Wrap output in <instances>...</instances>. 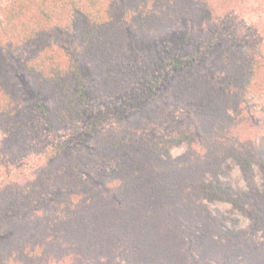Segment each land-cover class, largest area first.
Masks as SVG:
<instances>
[{
	"label": "trees",
	"instance_id": "trees-1",
	"mask_svg": "<svg viewBox=\"0 0 264 264\" xmlns=\"http://www.w3.org/2000/svg\"><path fill=\"white\" fill-rule=\"evenodd\" d=\"M232 2L0 0V44L9 48L14 43L11 37H16L20 43L31 45L52 35L51 27L37 29L34 26L33 21L38 22L35 12L49 20L48 8L54 11L68 7L77 15L78 21L83 24L86 20L90 24L88 32L97 31L98 37L105 40V51L99 50L95 55V65L102 69L108 58L119 50L124 20L132 25L138 18L142 24L171 27L176 20L187 16L194 3L203 4L201 13L207 14L215 7L228 10L227 6H232ZM259 9L250 21L256 28L252 29L254 34L264 32V5ZM228 18L221 20L218 17L215 29L193 53L168 55L163 60L168 77L174 72L181 74L188 66L195 70L203 59L214 60L211 64L216 71L212 70L209 77L192 73L189 78H180L173 87L182 94L195 92L201 97L197 103V100L188 103L196 104V110H200L202 131L199 139L191 129L172 121L160 105L152 104V100L160 101V93L155 89L164 76L163 68L149 70L137 59V69L128 73L133 62L128 59L124 64L129 77L125 90L129 96L137 93L140 104L151 103V110H155L151 115H162L171 124L162 139L146 136L143 140L158 126L155 121L142 126L139 121L136 125L120 122L113 127L114 138L106 144L109 149L100 148L94 158L83 163L93 164V169L85 170L69 149L71 141L58 137L50 148L24 152V159L34 157L36 160H32L30 168H15L10 181L3 178L9 176V166L0 144V175L3 174L0 192L9 184L16 188L10 202L17 215L30 221L42 208L35 202L56 195L58 205L52 216L62 227H59L58 239L53 236L50 239L58 240L56 250H51L53 243L50 242L45 250L31 249L23 260L13 264H194L189 259L190 254L197 264H264V239L253 240L261 228L264 230V53L251 51L255 43L258 45L264 40V35L255 38L254 42L246 41L248 47L231 40L216 49L229 32L225 28ZM230 34L238 39L234 31ZM51 53V44L43 43L32 55L20 61L23 71L37 72L38 80H34V84L47 85L56 77L52 69L65 70L63 65L52 66ZM72 66L80 82L77 84L79 92H83L87 87L86 78L77 64L72 63ZM213 78L220 80L219 85L212 84ZM52 83V90L58 93V107L47 109L37 91L32 89L29 93L32 105L44 120L43 129L47 130L52 129V118L56 115L64 122L76 118L84 110L71 96H63L67 88L65 82L56 79ZM15 91L11 75L0 59L1 120L8 117L20 121L23 116ZM128 95L125 97L127 105ZM94 122V126H98ZM254 136L257 140H253ZM184 143L185 152L172 156L171 150ZM77 145L75 143L74 147ZM61 155L72 157L61 161L58 159ZM228 161L239 167L245 189L233 188L222 180ZM254 165L261 167L263 190L254 181ZM109 189L113 190L114 196L105 197ZM215 201L229 202L240 209L249 217V227L245 230L233 228L231 224L236 222L235 219L210 210L208 203ZM15 218L21 220L20 216Z\"/></svg>",
	"mask_w": 264,
	"mask_h": 264
},
{
	"label": "rangeland",
	"instance_id": "rangeland-1",
	"mask_svg": "<svg viewBox=\"0 0 264 264\" xmlns=\"http://www.w3.org/2000/svg\"><path fill=\"white\" fill-rule=\"evenodd\" d=\"M243 1L233 0L232 6H227L228 10L226 7L217 8L213 6L215 8L212 12H207V14L201 13L203 4L197 5L198 3H194L195 5L187 16L176 20L171 27L142 24V21L140 22L138 18L133 20L136 23L132 25L124 20L120 29L123 38L118 41L119 50H116L111 55L113 57L108 58L102 69L95 65V55L99 53V50L100 52L102 49L105 51V46L107 45L103 38L98 37L97 31L88 32L87 29H89L90 24L86 23V20L82 24L76 19L77 15H74L68 7L54 11L48 8L47 13L49 11L51 13L49 20L46 19V16L44 17L43 15L42 17L36 11L35 18L38 22L33 21L34 26L37 29L40 27H51L52 35L35 41L31 45L20 43L19 40H15L16 37H11L14 43L9 48H3L4 44H0L1 64L3 63L8 75H11L16 89L15 94L19 95V109L23 113L20 121L12 120L8 117L4 120L0 119V144L5 152L4 157H6V162L9 166V176L3 177L5 181H10L15 168L19 166H21V169L30 168L32 160H36L34 157L24 159L22 157L24 152L30 149L43 151L50 148L59 140L58 137L71 141L69 149L78 157L76 159L80 160L81 169L85 170L93 169V164H83L84 162L92 159V157L94 158V154L100 148H105L106 151L109 149L106 144L114 138L115 130L113 127L120 122L124 125H136L139 121L141 122L140 126H142L155 121L158 126L154 130L149 131L143 137V140L145 141L146 136L148 138L162 139V136L168 133V129L171 127L169 125L171 124L166 122L162 115L157 117L151 115L155 111L151 110L153 103L164 108L166 114H170L169 118L176 124L191 129L196 138L199 139L202 131V121L198 116V111L200 110L198 108L196 110V104L188 103L191 100H197V103L201 100V97L195 92L182 94L180 91L178 92V88L174 89L173 87L180 78L185 76L189 78L192 73H195V75L201 73L209 77L212 74V70L216 71L211 64V61L214 60L211 58L210 62H208L203 59L201 64L195 67V70L194 67L188 66L181 71V74L174 72L170 73L169 77L167 76L168 73H165L167 72V66H163L166 63L163 60L168 55L181 54L186 56L193 53L195 49L197 50L201 41L207 38L211 30L217 26L218 17L221 20L229 17L228 24L227 26L225 25L229 32L217 44L216 49H219L222 45L229 44L231 40L234 43L237 41L239 44L248 47L246 41L252 40L254 42L258 36L261 38L264 32L261 31L259 34H256V32L255 34L252 33L256 28L250 21L252 15L257 14L260 10L259 7L264 5V0ZM231 31L237 34L238 39H236L237 37L233 38V35L230 34ZM249 33H251V36ZM244 37L248 40L244 39ZM43 43L51 44L52 53L50 59L52 66H65V70H51L53 76H56L52 81L59 79L65 82L67 88L63 96L66 98L71 96L77 106L84 108L82 114H77L76 118L68 121L61 122V118L56 115L54 119L52 118L51 130L43 129L42 123H44V120L36 112L35 106L32 105L33 102L29 98V93L32 92V89L37 91L41 103L47 109L58 107L59 104L56 101L58 93L54 89L52 90L54 84L52 81L48 82L47 85L34 84V80H38L37 72L31 73L34 74L31 75L25 70L24 72L20 65V61L23 58L32 55ZM251 51L255 54L264 53V40L262 42L259 41L258 45L255 43ZM105 55L108 56L107 54ZM128 59L133 60L129 71L124 68V64ZM137 59L140 60L144 68L149 70L163 68L164 71L160 86L155 89L160 93V101L152 100V104L147 101L142 103L151 105L139 106L142 104L139 102L140 98H137L138 94L135 93L134 96H129L125 90L126 81L129 79L126 70L129 73L137 69ZM72 63L77 64L82 69L83 76L86 78L87 87L83 92H79L77 87L80 82L73 71ZM26 81H28V84H25ZM219 81L218 78H213L211 82L216 86L219 85L217 84ZM141 94L143 95V93ZM127 95L129 97V105L125 104ZM178 95L181 96L179 97ZM169 111L172 112L169 113ZM173 115L172 119L171 116ZM26 117L29 118L26 119ZM157 118H160V120H157ZM94 121H96L98 126H94ZM100 129L102 131H98ZM76 136L81 138L77 139ZM257 138V136H254L253 140H257ZM75 143H78L76 147H74ZM185 150L186 144L184 143L174 147L171 150V154L172 156H179ZM70 157L72 156L61 155L58 159L65 161ZM227 165L228 168H224L225 174L222 180L230 183L233 188L245 189L246 183L239 167L229 161ZM253 169L255 172L254 181L263 190L260 185L261 167L254 165ZM1 175L0 178H2ZM15 190L16 188L9 184L5 190L0 192V264L19 262L23 260L25 254L32 252L31 249L43 251L45 250L44 247L48 246L50 242L53 243L51 250L57 249L56 243L58 240L50 241L52 239L51 236H53V239H58L59 227H61L52 216L56 205H58L57 196L53 195L55 197L52 199H40L35 202L42 208L39 207L38 213L29 221L27 218L22 220V216L20 214L17 215L16 209L11 205L10 198ZM113 194V190L109 189L104 195L105 197H111ZM31 204L35 205L34 202ZM208 204L213 212H222L235 219L236 222L231 224L233 228L245 230L249 227V217L240 209L233 207L231 203L215 201ZM14 216H20L21 220H17ZM263 231V228H261L253 237L255 242H260L264 239ZM189 259L194 264H197L193 261L191 254Z\"/></svg>",
	"mask_w": 264,
	"mask_h": 264
}]
</instances>
